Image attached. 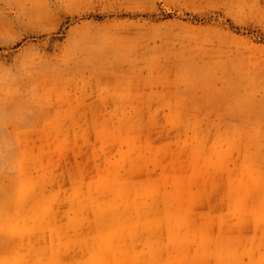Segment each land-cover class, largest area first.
I'll list each match as a JSON object with an SVG mask.
<instances>
[{
	"label": "rangeland",
	"instance_id": "1",
	"mask_svg": "<svg viewBox=\"0 0 264 264\" xmlns=\"http://www.w3.org/2000/svg\"><path fill=\"white\" fill-rule=\"evenodd\" d=\"M0 264H264V0H0Z\"/></svg>",
	"mask_w": 264,
	"mask_h": 264
}]
</instances>
